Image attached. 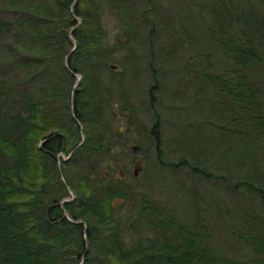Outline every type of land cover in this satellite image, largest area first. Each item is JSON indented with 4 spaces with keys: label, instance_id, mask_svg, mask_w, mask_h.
I'll return each instance as SVG.
<instances>
[{
    "label": "trees",
    "instance_id": "trees-1",
    "mask_svg": "<svg viewBox=\"0 0 264 264\" xmlns=\"http://www.w3.org/2000/svg\"><path fill=\"white\" fill-rule=\"evenodd\" d=\"M104 2L126 30L119 74L111 59L116 50L103 44ZM194 17L204 22L201 41L189 30ZM138 34L155 105V165L189 168L219 183L220 192L247 193L253 210L230 219L228 235L207 224L203 209L188 214L146 194L138 198L124 176L101 171L104 161L113 167L108 160L120 142L109 122L111 82L119 86L132 72ZM211 41L222 54L218 62L201 47ZM184 53L186 64H178ZM197 57L206 60L197 76L214 86V97H228L227 113L218 115L226 124L215 127L226 130L232 119L237 133L248 134L246 151L257 162L232 184L199 145L183 153L167 145L176 156L165 159L160 106L171 103L157 94L168 92L173 69ZM263 157L264 0H0V264H264V171L257 167ZM118 199L137 214L129 225ZM216 237L222 241L214 243ZM232 240L246 259L231 253Z\"/></svg>",
    "mask_w": 264,
    "mask_h": 264
},
{
    "label": "rangeland",
    "instance_id": "rangeland-1",
    "mask_svg": "<svg viewBox=\"0 0 264 264\" xmlns=\"http://www.w3.org/2000/svg\"><path fill=\"white\" fill-rule=\"evenodd\" d=\"M103 6V27L105 30L103 44L116 50L111 55V59L114 61L112 64L117 66L113 69L114 72L119 74L124 72L122 64L126 65L125 58L128 53L119 47V41L127 38L126 30L122 27L123 21L119 15L106 7L105 2ZM210 23L212 20L206 22L207 25ZM190 26L189 30L193 29L196 34L195 38L201 41L203 31H206L204 22L194 17ZM136 38L138 41H134L133 46L138 52L136 64L134 68L131 67L132 72H127L124 75V80L119 86L111 82L113 96L108 109L109 122L112 131L120 133L117 136L120 142L116 143L112 152L113 156L108 160L111 161L113 167L108 168V162L104 161L101 171L111 176H124L126 181L135 187L138 198L146 194L150 199L182 208L188 214L194 213L197 208L203 209L202 211L208 217L207 224L213 225L216 233L220 231L219 233L225 235L232 228L233 221L230 219L245 218L253 210L252 198L245 192L240 195H236L234 192H220L219 183L203 181L194 176L189 168L172 171L156 167L155 142L153 138L150 139L155 120V113L151 106L155 108V105H151L147 89L151 79L146 68L147 57L143 54L145 44H142L143 39L141 40L139 34ZM147 45H149V41ZM201 47L209 52L215 62L222 58L214 41L209 44L206 42V45H201ZM192 51L190 53H197V49L193 47ZM185 58L188 60L184 53L178 64H186ZM176 61L172 60L171 62ZM204 62L206 63V60L197 57L194 64L188 68L181 65L179 68L173 69L170 78L165 83L168 92L165 91L163 97V93L157 94L166 103H171L170 107L160 106L165 114L162 144L165 149V159L176 156L174 152L173 155L170 154L166 148L167 145L178 148L181 153L186 152L185 147L199 145L202 149H207L212 164L222 167L224 176L232 184L238 177L248 176L254 170L257 162L250 156V152L246 151L249 145L248 134L237 133L238 129L232 119L228 121L230 125L226 130L215 127L216 122L226 124V119L219 118L218 115L227 113L228 97H214V86L207 85L204 77L197 76L196 71ZM223 65L225 66L224 62ZM217 68L218 66L214 67V73L218 72ZM77 80L79 82L81 76H78ZM128 99L131 102L130 107L127 106ZM132 111L134 115H132ZM171 136L174 137V141H169ZM135 145L139 146L137 151L133 150ZM238 153L241 155L235 158ZM194 154L198 155L199 153L194 152ZM60 156L64 159L68 158L63 153ZM257 167L264 171V157L259 160ZM223 186L225 185L223 184ZM71 194L74 197V193ZM213 197L216 200L215 203L219 204L218 206L212 202ZM206 200L211 203V206L206 203ZM123 203H125L123 200L118 199L115 201V206L119 209L125 224L129 225L132 220L136 219L137 214L135 210L128 213L127 208L123 207ZM205 207L208 209L207 211L204 210ZM219 241H222L219 237L214 239V243ZM229 246H231V253H234L236 258L246 259L248 257L245 250L240 249L242 246L235 240H232Z\"/></svg>",
    "mask_w": 264,
    "mask_h": 264
},
{
    "label": "water",
    "instance_id": "water-1",
    "mask_svg": "<svg viewBox=\"0 0 264 264\" xmlns=\"http://www.w3.org/2000/svg\"><path fill=\"white\" fill-rule=\"evenodd\" d=\"M82 134H83V139H84V133H83V131H82ZM138 148H139V146L138 145H135V146H133V150L134 151H137L138 150ZM66 201V199L64 200V201H62V205L64 204V202ZM77 222H82L81 220H79V221H77Z\"/></svg>",
    "mask_w": 264,
    "mask_h": 264
}]
</instances>
